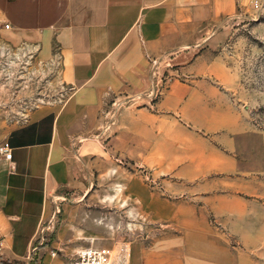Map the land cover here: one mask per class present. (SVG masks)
<instances>
[{
	"label": "crops",
	"instance_id": "obj_1",
	"mask_svg": "<svg viewBox=\"0 0 264 264\" xmlns=\"http://www.w3.org/2000/svg\"><path fill=\"white\" fill-rule=\"evenodd\" d=\"M206 9L232 13L236 0H0L4 47L39 57L68 89L64 101L44 102L22 122L2 124L0 116V145L14 151L12 159L0 152V264H64L86 246L108 245L61 217L60 195L88 187L114 156L162 174L209 167L199 147H177L170 112L195 108L192 120L214 130L224 118L208 116L201 91L184 82L158 101L121 107L114 134L96 137L110 103L151 87L150 58L186 50L202 25L219 21L194 20ZM169 214L168 228L127 242L130 264H256L210 219L208 203L182 199Z\"/></svg>",
	"mask_w": 264,
	"mask_h": 264
},
{
	"label": "rangeland",
	"instance_id": "obj_2",
	"mask_svg": "<svg viewBox=\"0 0 264 264\" xmlns=\"http://www.w3.org/2000/svg\"><path fill=\"white\" fill-rule=\"evenodd\" d=\"M194 20L219 21L202 25L200 40L186 50L150 58L151 87L110 103L105 110L110 117L96 137L114 134L121 107L158 101L168 88L184 82L201 91L198 101L214 111L208 116L224 118V125L214 130L192 120L195 108L170 112L177 121V147H199L200 160L209 167L198 175L187 176L192 169L186 176L162 174L114 156L112 167L96 170L88 187L62 192L66 205L61 217L117 249L168 228L170 205L191 199L208 203L210 219L232 243L264 264V0H236L232 13L213 16L206 9ZM14 50L0 41L2 124L11 123L10 117L12 123L22 122L36 106L68 96L64 88L58 100L66 85L39 57ZM186 154L189 159L191 153Z\"/></svg>",
	"mask_w": 264,
	"mask_h": 264
},
{
	"label": "built area",
	"instance_id": "obj_3",
	"mask_svg": "<svg viewBox=\"0 0 264 264\" xmlns=\"http://www.w3.org/2000/svg\"><path fill=\"white\" fill-rule=\"evenodd\" d=\"M9 25V24H7ZM62 59L58 54L57 63ZM68 89H65L67 92ZM64 89L60 92L58 100H62ZM0 152L5 158L12 159L14 156L13 147L9 142L0 145ZM130 249L127 244H122L119 248L110 245H90L82 248L77 255L64 264H130Z\"/></svg>",
	"mask_w": 264,
	"mask_h": 264
}]
</instances>
